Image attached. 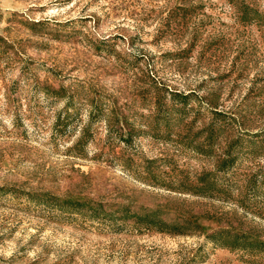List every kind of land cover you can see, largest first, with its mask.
I'll return each instance as SVG.
<instances>
[{"label": "rangeland", "instance_id": "rangeland-1", "mask_svg": "<svg viewBox=\"0 0 264 264\" xmlns=\"http://www.w3.org/2000/svg\"><path fill=\"white\" fill-rule=\"evenodd\" d=\"M0 264H264V0H0Z\"/></svg>", "mask_w": 264, "mask_h": 264}, {"label": "trees", "instance_id": "trees-1", "mask_svg": "<svg viewBox=\"0 0 264 264\" xmlns=\"http://www.w3.org/2000/svg\"><path fill=\"white\" fill-rule=\"evenodd\" d=\"M232 236H234V237H236V238H239V237H240L239 235L237 236V235H235V234H234V235H232Z\"/></svg>", "mask_w": 264, "mask_h": 264}]
</instances>
